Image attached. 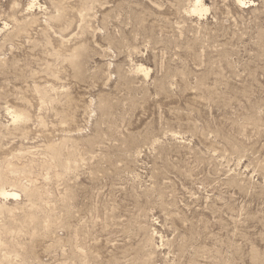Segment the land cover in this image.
I'll use <instances>...</instances> for the list:
<instances>
[{"label": "rangeland", "instance_id": "obj_1", "mask_svg": "<svg viewBox=\"0 0 264 264\" xmlns=\"http://www.w3.org/2000/svg\"><path fill=\"white\" fill-rule=\"evenodd\" d=\"M0 0V264H264V0Z\"/></svg>", "mask_w": 264, "mask_h": 264}, {"label": "bare ground", "instance_id": "obj_2", "mask_svg": "<svg viewBox=\"0 0 264 264\" xmlns=\"http://www.w3.org/2000/svg\"><path fill=\"white\" fill-rule=\"evenodd\" d=\"M237 2L240 3V4H243V5L245 4L244 0H237ZM201 11H203V9H202V6L200 4V1L196 0L194 2V10H193V12H201Z\"/></svg>", "mask_w": 264, "mask_h": 264}]
</instances>
